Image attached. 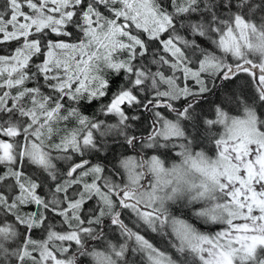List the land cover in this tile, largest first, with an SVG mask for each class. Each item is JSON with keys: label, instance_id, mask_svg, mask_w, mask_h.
<instances>
[{"label": "snow or ice", "instance_id": "obj_1", "mask_svg": "<svg viewBox=\"0 0 264 264\" xmlns=\"http://www.w3.org/2000/svg\"><path fill=\"white\" fill-rule=\"evenodd\" d=\"M0 264H264V0H0Z\"/></svg>", "mask_w": 264, "mask_h": 264}]
</instances>
